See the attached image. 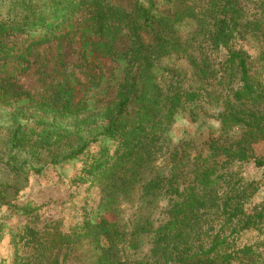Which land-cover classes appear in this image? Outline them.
Wrapping results in <instances>:
<instances>
[{
	"label": "trees",
	"instance_id": "trees-1",
	"mask_svg": "<svg viewBox=\"0 0 264 264\" xmlns=\"http://www.w3.org/2000/svg\"><path fill=\"white\" fill-rule=\"evenodd\" d=\"M243 1L0 0V107L9 108L3 123L11 124L0 162L11 170L39 174L43 153L52 166L73 164L98 143L84 169L87 177L121 190L142 182L148 194L158 188L159 177L143 183L142 169L153 160L157 140L174 116L188 112L194 122L196 109L216 111L211 117L219 121L220 134L209 139L205 156L168 181L172 200L151 236L153 262L117 259L114 251L123 234L102 220L97 227L103 232L92 236L108 243L98 264H264L258 250L264 240L236 246L239 233L260 230L264 221L260 205L244 209L256 188L234 180L227 170L234 163L264 165L255 152L264 144V0H255L252 18L243 13ZM184 20L194 27L180 36L177 25ZM64 38L77 42L83 63L77 67L87 69L90 87H100L106 71L115 72L108 78L112 87L102 91V107H88V98L75 100L77 80L67 67L36 97L23 88L21 79L31 70L38 46ZM221 49L225 58L218 60ZM172 56L187 60L196 86L184 88L180 74L161 64ZM29 112L54 118L34 122ZM6 191L0 185V223L2 209L13 207ZM212 219L221 222L216 231ZM139 234H130L132 253L141 249L135 240Z\"/></svg>",
	"mask_w": 264,
	"mask_h": 264
},
{
	"label": "rangeland",
	"instance_id": "rangeland-1",
	"mask_svg": "<svg viewBox=\"0 0 264 264\" xmlns=\"http://www.w3.org/2000/svg\"><path fill=\"white\" fill-rule=\"evenodd\" d=\"M114 1L126 5L129 0ZM242 3L243 13L252 18L255 14V0H244ZM193 27L192 22L184 20L177 25V32L185 36ZM252 45L249 42L246 46L249 53L253 52L249 49ZM225 53L226 50L221 49L216 54L217 59L223 60ZM31 60V70L21 79L26 91L35 97L40 95L50 78L57 73L60 76V71L67 67V71L77 80L75 100L88 98L91 102L88 107L91 108L103 106L105 98L102 91L112 87L108 78L114 79L115 76L113 70H105L103 77L107 85L104 79L100 87H90L84 74L87 69L77 67L83 64L79 60L78 44L67 38L38 46ZM161 64L180 74V83L184 88L197 85V78L185 58L166 57L162 58ZM29 113L34 122L49 123L54 118L51 114ZM215 113L214 108H206L204 111L196 109L194 122L190 121L188 112L174 116L172 124L157 140L153 160L142 169L143 183L159 177L158 188L148 194H143L142 182L131 186L129 190H121L112 189L104 181L93 182L87 177L84 169L89 168L92 155L99 151L98 143L90 145L83 154L85 156L80 157L82 161L60 167L50 165L46 153H43L41 158L45 161H42L39 174L31 171L20 173L0 162V185L7 187L6 199L13 204L12 208L2 209L0 264H98L108 243L104 238L96 242L92 236L95 232H103V228L97 227L102 220L112 223L115 230L123 234L118 250L114 251L117 259L152 263L153 259L148 253L151 236L165 221L163 212L172 200L168 194V181L177 172H187L197 157L205 156L209 139L220 134L219 121L211 117ZM9 116V108L0 107V153L3 155L8 150V127L11 128V124L3 122L8 121ZM27 126L33 127V121L28 122ZM255 152L264 161V144L256 145ZM227 170L233 172L234 180L241 178L243 183H254L256 191L247 192L251 193V197L244 204V209L260 205L264 213V165L257 167L253 161L234 163ZM186 184L184 182L179 187L183 189ZM25 205V212H20ZM220 224V220L212 219L215 231ZM134 230L140 232L135 240L141 249L136 253L127 249L130 234ZM263 240L264 221L260 230L239 233L236 246L259 244ZM258 250L264 256V246Z\"/></svg>",
	"mask_w": 264,
	"mask_h": 264
}]
</instances>
